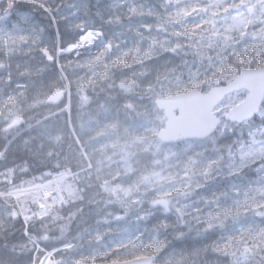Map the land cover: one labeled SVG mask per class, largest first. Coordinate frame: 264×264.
<instances>
[{"label":"snow or ice","instance_id":"6c2138e0","mask_svg":"<svg viewBox=\"0 0 264 264\" xmlns=\"http://www.w3.org/2000/svg\"><path fill=\"white\" fill-rule=\"evenodd\" d=\"M24 2L42 10L50 24L57 26L55 31L49 32L47 27L22 12L18 14L17 5ZM134 20L140 23L134 24ZM22 22L25 26H21ZM62 23L65 28H71L69 34L73 36L67 45L65 33L60 31ZM128 33H132L135 40L130 47H122L129 44L131 38H125ZM97 44L101 45L97 53L90 55L85 64L77 65L89 68L94 78L109 79L113 68H133L170 54L180 59L179 70L173 68L166 73L162 83L158 77L162 87L164 84L175 86L201 100L244 91L245 96L231 101L228 109L218 103L208 105L213 123L204 133L205 143L201 145L203 151L210 154L205 157L209 163L202 178L207 186L217 174L223 177L227 187L210 199L197 200V204L203 201V207L196 208L195 212L189 202L190 191L178 192L175 201L153 199L146 208L140 200L133 199L131 203L139 206L138 222L147 226L157 216L163 218V222L152 228L149 243L141 242L139 247H133L131 229L126 228L127 240L109 245L98 227L95 235L86 229L76 240L91 237L90 249L93 243L97 248L84 256L77 243H65L51 250L41 247V243L63 241V228L62 235L55 241L43 228L49 219L56 222L64 219L54 209L67 202L60 197L49 203L46 194L43 202L33 197L31 205L35 207L29 206L21 197L34 189L20 185L10 188L6 194L0 193V199L7 197L15 201L14 205L0 210V251L17 258L21 264L25 257L29 258V264H126L133 258V264L135 261L156 264V256L168 246L161 232L170 230L167 218L174 214V240L184 239V229L192 230L196 226L197 231L203 229L200 235L209 239L212 234L219 235L214 244L203 249L205 253H213L218 264H264V227L252 224L235 228V222L248 212L264 221V0H155V3L149 0H70L67 8L50 0H0V94L13 85L17 90H27V83L13 80V58L22 50L27 49L23 51L25 56H30L34 50L39 52L41 63L35 68L37 76L43 78L55 68V76L67 80L60 59L68 54L79 59L85 50L90 51ZM236 65H255V70L241 72ZM97 68L103 70L97 71ZM20 69L21 64L16 62L15 71L20 76L27 77L32 71L30 64L24 71ZM148 75L146 69L139 72L140 77ZM201 80L208 86V92L198 95L196 90L201 87ZM225 84L227 87H222ZM137 87L135 80L122 79L115 83V88L124 94L133 93ZM79 91L83 92L84 88ZM16 95L27 98L26 91H18ZM16 95L7 97L5 107L17 103ZM64 95L65 90L53 88L44 102L59 104ZM83 99L87 102L86 97ZM24 124L21 115L9 111L8 119L0 126L3 141L0 144V178H3L0 183L14 185L18 172L31 171L30 162L23 158L9 164L10 149L22 135L20 129ZM226 139L232 142L223 144ZM29 145V140L23 141L26 150ZM248 169L255 171L257 178L245 183L244 174ZM37 187L47 189L49 185ZM69 195L76 193L69 191ZM130 211L133 210L124 208V215L115 218L124 220ZM229 220L235 232L229 230ZM21 221L24 239L14 236L8 239L9 228ZM37 223L41 224L38 232L34 231ZM107 223H110L107 218L97 219V225ZM136 239L142 241L139 235Z\"/></svg>","mask_w":264,"mask_h":264},{"label":"rangeland","instance_id":"374dc122","mask_svg":"<svg viewBox=\"0 0 264 264\" xmlns=\"http://www.w3.org/2000/svg\"><path fill=\"white\" fill-rule=\"evenodd\" d=\"M50 2L62 4L65 8H67L70 0H50ZM149 2L155 3L152 0H149ZM17 9L18 14L22 12L24 15L29 16L30 18L34 19L36 23L47 27L49 32L52 31V28H54L55 31L57 26L52 24V28L49 27V19L39 8H36L32 4L24 2L19 3L17 5ZM13 19H15V17ZM125 23H127V21ZM138 23H140L139 20ZM21 26H25L23 22L21 23ZM67 36L70 38L73 37L70 34H65V38H68ZM125 38H128V34H126ZM48 39H51V37H48ZM116 42L118 43L119 41ZM124 46L125 45H122V47ZM100 47L101 45L99 44L98 46H95L93 50L97 51ZM23 51H27V49L22 50L20 54L16 55L13 58V80L15 81L17 79H22L21 82L27 83L28 88L27 90L20 89V91L28 92L30 90V86H33L32 81L34 75H36L35 68L41 63V57L38 51L34 50L30 56L23 55ZM87 53L88 51L85 50L83 56H81L84 57ZM66 57L69 56L67 55ZM170 60L171 63H169ZM16 62H19L21 64V72L24 71L29 64L31 65L32 71L30 72L29 76L22 77L20 76L19 72L15 71ZM179 64L180 59L178 57H171L170 54H166V56H163L158 60L146 62L145 65H136L130 70H127V72L125 71V73L111 72V76L109 79H100L101 81H105V83H102L103 85L100 84V86L108 89V95H110L109 101H101L92 98L86 93L85 86L87 85H80V87L84 88V91L82 92V94H80L81 96L79 97L80 108L81 111H83L81 115H85V111H87L89 114L88 117L86 118L85 116L83 120L85 124L89 125V123H99L101 120L100 118H97L96 114L105 113L106 111L101 110L107 109V107L109 106L117 108L116 110L118 112H113L112 114H118V117L116 118L118 119V121L113 123V125H111L110 127L107 128L109 123L105 124V126L104 124H90L92 125V137H100L104 139L106 134L105 128H107V133H109L108 139L111 140L109 144L110 147L107 150V152L109 153L108 156L113 154L121 160H123L125 157L127 158L123 160L125 166V174L123 175V179L119 181L118 185H116L115 189L113 190L114 197H109L107 202H104L99 206H97V204H94L93 202V208H90L87 211V215H85L80 222V224H82L83 231H85L86 229L89 230V228H93L94 225L97 224V219L104 218H107L110 221V223L108 224L113 223L115 226L120 227V230H115L116 228L114 227V230L111 232V234L116 233V235H119V233H121L126 228H131L132 222L137 221L136 210L139 207L138 205L132 204L131 201L133 199L140 200L141 204L146 208L148 204L153 199H155L153 197L155 196V194H160L159 192H161L160 195H164L165 193L163 192V190L160 191V189H163L164 187L169 185L164 183V173L168 176L170 175V173L176 174L179 180L175 184H179V186L182 185L181 191H184L185 187V191H190L192 193L191 197L189 198V202L192 203L193 208L197 204L196 201L200 200L201 197L210 199L214 195H219L220 193H222L227 187V184L224 181L223 177H218L217 174H214L208 182L207 186H204L202 173L208 167V164L205 165L206 161H204V158H202L205 152L203 151L201 145H203L205 141H201L200 143L197 141H186L182 144H172L163 147L157 143V132L159 129L165 126V121L167 120V117L163 111L157 108L155 104V99L156 97L158 98V96L162 97L171 93L184 91L183 89H177V87L175 86L170 87L167 84H164L163 87L161 86V83L164 81L166 73L171 72L173 68L178 69ZM236 66L239 68L240 71L244 69V67H240L238 65ZM142 69H146L150 73V75H148L147 77H140L139 72ZM158 77L161 83H158ZM122 79L128 81L135 80L138 84V87L131 94L121 93L119 89L115 88V83H119V81ZM65 82L67 83V85H69L68 78L67 80H65ZM200 83L201 87L199 89H202L203 91H208V86L204 84V81L201 80ZM17 92L18 90L15 89V87L13 86L12 88H7L2 94H0V123L4 124L5 120L8 119L9 111L17 113L24 117L25 113L21 112L23 104H25L24 108L27 109L26 111H29V109L33 108L38 109V107L42 103H45L44 101L46 99L41 98V96L39 95V90H36V88L35 97H37V100L35 103H32L31 100L30 103L21 102V99H23V97L17 99ZM155 93H159V95L154 97ZM9 95H16L17 103L5 107L6 99ZM244 96V91H241L239 94L234 93L228 96L220 104V107L228 109V105L231 101L241 99ZM84 97L87 98V102H85V99H83ZM229 97L231 98V100ZM71 102L72 101L67 102L65 107L62 109L64 111H69V108L71 107ZM127 105H131V107H127ZM62 109H59L57 112L47 116L46 118L62 112ZM93 115H95V117ZM43 120L44 119L32 123L30 125H22L20 131L28 130L33 125ZM87 132H90V129H87ZM76 142L83 150L80 142H78V140H76ZM112 142H114V144H112ZM231 142V139H226L222 141L223 144H230ZM181 162H184L186 167L181 165ZM87 164V172H85L87 175H91L92 168H90V163L88 159ZM194 165L198 166L194 167ZM114 171L116 172L117 176L120 174L119 168H114ZM45 173H49L50 175H44ZM60 173H63V171L55 172L51 169H46L43 171L31 169L28 174L18 172L15 178L14 185L0 183V186L5 185V188H1L0 190L8 192L10 188H15L20 185H23L24 188H28L30 186L32 188H35L39 183L46 182ZM86 174H77L78 176H70L66 178L63 182L61 181L62 183H59L67 203L61 207L55 208L54 212L62 216L60 214V211L64 207H68L71 203L74 202H80L84 199V197L87 196V194H90L88 192H91V190H85L86 194L84 192L83 185L85 184L87 179L90 178L89 176L87 177ZM256 178L257 176L251 180H255ZM247 180H249V178H245V183H247ZM29 182L32 183L29 184ZM69 191L75 192L76 195L70 196ZM110 194L111 193H109V195ZM33 197H38V193L32 191L27 195L22 196L21 199L27 200L29 206L35 207L31 205V200L33 199ZM160 198L162 197L160 196ZM176 198L177 194L174 198L173 196H170L167 199L175 201ZM2 200H5L8 204H15V201H12L7 197ZM202 204L203 201L201 200V203H199V205ZM124 208H130L133 211L129 212L128 217L126 219L117 220L115 218L116 216L124 215ZM109 213H111V215H109ZM47 222L53 221L49 219ZM250 223L252 222H249V224ZM139 224L142 225L141 222H139ZM229 224L233 225V222L229 220ZM236 225H240L243 228H246L248 226H244V223L242 224V221H240V219L235 222V226ZM202 231V228L197 231L196 226H194L192 230H186V232H184V239L182 240H190L195 243L205 242L214 244L215 241L219 239L218 234H212V238H214V240L212 238L209 239L207 236H202L200 235V232ZM127 234L128 233L124 232L123 235ZM150 235L151 233L146 234L144 237H142V241L137 240L135 236H133L132 241L134 243L132 244V246L139 247L141 242L147 245L150 239H152V236ZM103 237L105 238L106 236L103 234ZM162 238L167 239L169 248L167 246L163 251H160L159 253L161 254V256L165 257L172 256L173 253L176 252L175 243L181 240H174L173 236H162ZM89 239H91V237H86L80 243V248L83 252H87L86 250L93 251L96 250L94 248H97V245L93 243L90 249L88 244ZM121 240H127V238L111 237L109 243L110 245L112 244V242L119 244ZM192 261L193 263L202 262L203 264H218V262L214 258L207 259L203 257H193Z\"/></svg>","mask_w":264,"mask_h":264},{"label":"trees","instance_id":"16d2710c","mask_svg":"<svg viewBox=\"0 0 264 264\" xmlns=\"http://www.w3.org/2000/svg\"><path fill=\"white\" fill-rule=\"evenodd\" d=\"M155 2V0H152ZM124 13L122 15V18H124ZM126 22V21H125ZM134 24H138V20L133 21ZM49 27L52 28V24H50L49 21ZM61 32L65 33L66 35H69L71 33V28H65L63 27V23L60 26ZM51 30V29H50ZM54 31V28H52V31ZM68 37V36H67ZM129 44L125 45L124 47H130L131 44L134 42L135 37L132 33H128ZM127 38V39H128ZM73 39L68 37L65 38L64 35V41L67 44ZM68 40V41H67ZM65 44V45H66ZM96 53H87L84 57H80L79 59H75L73 57H62L61 65L64 66L63 72L68 78V83L71 86V95H72V108H71V120L72 125L74 127L75 133L80 140L82 146L84 147V151L88 155V157H91L92 160V174L87 175L84 172H79L80 174H86L87 177L90 178L87 179L84 186V192L86 194L85 190H91V192H88L90 194H87L86 197L80 202H74L71 203L68 207H64L60 214L62 217H64L61 221H53V222H45L46 227L43 228V231L47 232L50 235V239L52 241H55L57 237H60L62 235L61 228H63L65 231L63 233L64 239L63 241H60L58 243H49L47 245H44L41 243V247H47L49 250L53 247H61L65 243H77L81 245L80 243L82 241H77L76 237L77 235H82L84 231L82 230V224H80L81 220L85 215H87V211L90 208H93V202L96 203L97 206L100 204L107 202L109 197H114L113 190L115 189V186L118 185L119 181L123 179V175L125 174V166H124V159H127L126 157L121 160L118 159L117 156H114L113 154L108 156L109 153L107 152L108 148L110 147L111 140L108 139L109 133L107 128L113 125L118 119V114H112L113 112H118L116 107L109 106L107 109L101 110L106 111L105 113H98L96 114L97 118H100V122L98 123H89L85 124L83 122L85 116L88 117V112L85 111V115H81L83 111H81L80 104H79V97L81 96L82 92L79 91L81 88L80 85H87L86 87V93L87 95L91 96L92 98H95L97 100L106 101L110 99V95H108V89L103 88L100 86V84L105 83L104 80H100L99 77H93L90 74V70L87 67H77L78 64H85L87 60L89 59V56ZM75 61V63H74ZM240 67L248 68V67H255V65H238ZM258 66V65H257ZM131 68H113L111 72H119V73H125L127 70H130ZM102 68H97V71H102ZM56 69L53 68L45 77L40 78L39 76L34 75L32 84L33 86H30V90L26 92V99L23 97L21 99V102L30 103V100L32 103L36 102L35 97V88L36 90H39V95L41 98H47V95L51 92L53 88H66L67 83L65 80L58 79L55 76ZM22 80V79H21ZM20 80V81H21ZM24 80V79H23ZM28 80V79H27ZM54 80V81H53ZM38 83V84H37ZM53 83V84H52ZM52 84V85H51ZM92 85V86H90ZM103 85V84H102ZM14 86V85H13ZM12 88V87H11ZM20 91V89L18 90ZM85 94V93H83ZM114 94V93H113ZM159 95V93H155L154 97ZM21 96H18L17 99H19ZM66 103L61 104L60 106H54L50 105L48 103H42L38 109H29V111H26L27 109L24 108L25 104L22 105L21 112L25 113V124L24 125H30L32 123H35L37 121H40L42 119H45L47 116L57 112L59 109H62L65 106ZM20 105V104H17ZM110 111V112H109ZM112 114V115H111ZM95 117V115H93ZM107 128H105L106 134L105 138L102 139L100 137H92V125L90 124H108ZM0 126H3L2 123H0ZM87 129H90V132H87ZM59 137V140L56 138ZM29 140L30 145L29 148L26 150L23 147V141ZM76 137L73 134L69 122H68V114L66 111L60 112L58 114H55L51 117L46 118L45 120L38 122L37 124L33 125L30 129L25 130L22 132V135L17 139L16 143L13 144L12 148L10 149V155H9V164L15 163L18 159L23 158L24 160H27L30 162L31 169L43 171L46 169H51L55 172H60L63 170H68L70 172H77L82 169H84L88 164L87 160L84 156L83 151L81 150L79 144L76 142ZM113 141V140H112ZM93 142V143H92ZM3 141L0 140V144H2ZM114 144V142H112ZM210 155L209 153H204L203 160L206 161L205 165L209 163L207 157ZM108 156V157H107ZM199 162V161H196ZM194 162V163H196ZM181 165L185 166L184 162H181ZM198 165H194V167H197ZM186 167V166H185ZM256 166L253 165V168ZM114 168H119L120 174L117 176L116 172L114 171ZM167 172V171H166ZM245 178L253 179L257 176L256 172L248 169L245 172ZM164 183L169 184L168 186L164 187L163 192L164 195L155 194L153 196L155 199L160 198H168L170 196H173V198L176 196L178 192L181 191V186L179 184H175L179 178L174 173H170V175H165L164 173ZM1 188H5V185L0 186ZM185 191V187H184ZM109 193H111L109 195ZM13 204V203H11ZM8 204L5 200L0 199V210H3L5 207H7ZM14 205V204H13ZM202 205H195L193 208L194 212L196 208H202ZM207 211V210H206ZM163 218L157 216L155 219L152 220L150 224L145 226L144 222H141L142 225L139 224L138 221L132 222L131 229V236L139 235L140 237H144L146 234L151 233V230L153 227L158 226L162 221ZM240 221H242V224L244 223V226L246 225H258L259 227H264V221L260 220L258 217H255L251 212L245 213L244 215L240 216ZM238 219V220H239ZM251 220V221H249ZM167 222L170 225V230L167 233L161 232V236H173L175 234V227H176V218L173 214L172 216L167 218ZM249 222H252L249 224ZM108 224V223H107ZM241 225V224H240ZM240 225H236L235 228H243ZM99 228V231L101 234H104L106 237L104 238L105 243H109L111 237H122L127 238V235H123L125 230H123L119 235H116V233L111 234V232L114 230H120L119 226H115L113 223L111 224H101L97 225L95 224L93 228H89L90 231H93V235H95L94 230L96 228ZM232 225L229 224V230L231 232H235V229L232 228ZM41 229V224L37 223L35 225L34 231L38 232ZM22 230V221L17 224L14 228H9L7 235L8 239H12L14 236L18 240H23V236L21 233ZM188 231L189 229H184V232ZM151 236V235H150ZM90 238V237H88ZM214 240V238H212ZM143 240V239H142ZM209 244L213 243H195L190 240H181L175 243L176 252L173 253L172 256H161L159 258V262L163 264H203L202 262L193 263L192 259L193 257H203V258H214V254L211 252L205 253L203 249L208 248ZM169 248V246H168ZM96 249V248H94ZM81 250V248H80ZM87 252H83L81 250V254L84 256H87L90 254L91 250ZM167 252V250H166ZM0 262L2 264H21L20 261L17 260V258L9 256L7 253L0 251ZM22 264H29V258L25 257L22 261Z\"/></svg>","mask_w":264,"mask_h":264},{"label":"water","instance_id":"95a60500","mask_svg":"<svg viewBox=\"0 0 264 264\" xmlns=\"http://www.w3.org/2000/svg\"><path fill=\"white\" fill-rule=\"evenodd\" d=\"M249 69L255 70V68H248L246 70ZM222 87H227V85H222ZM196 91L198 95L205 94V92L200 89ZM66 93L67 90H65L64 98L59 104L65 100ZM226 96L227 95L219 97L218 95L215 98L201 100L197 97L186 95L185 92H183L168 97L158 98L156 100L157 105L160 109L165 110L168 117L166 126L159 132L160 139L168 143L181 142L189 138L203 139L204 133L210 130L213 123L212 112L208 106L209 103L219 104ZM257 102H259V99ZM133 261L134 259L129 260L126 264H133ZM116 264H119V262H116ZM135 264H139V262L135 261Z\"/></svg>","mask_w":264,"mask_h":264},{"label":"built area","instance_id":"2783aa9c","mask_svg":"<svg viewBox=\"0 0 264 264\" xmlns=\"http://www.w3.org/2000/svg\"><path fill=\"white\" fill-rule=\"evenodd\" d=\"M53 189L47 194L49 196L48 202L50 203L52 200H59L61 197L59 189L55 188V186H52ZM43 202V199H42Z\"/></svg>","mask_w":264,"mask_h":264},{"label":"bare ground","instance_id":"6f19581e","mask_svg":"<svg viewBox=\"0 0 264 264\" xmlns=\"http://www.w3.org/2000/svg\"><path fill=\"white\" fill-rule=\"evenodd\" d=\"M71 40V39H70ZM68 41V40H67ZM66 44V43H65ZM54 81V80H53ZM53 84V83H52ZM51 84V85H52ZM93 143V142H92ZM83 172V171H82ZM87 172V171H86ZM85 172V173H86ZM78 174H80V173H78ZM78 176V175H77ZM63 179H64V175H62V174H58V175H56L54 178H53V180L50 182V183H60L61 181H63ZM51 185V184H50ZM33 189H35V190H42V189H44V188H42V187H35V188H33ZM93 210V209H92Z\"/></svg>","mask_w":264,"mask_h":264},{"label":"flooded vegetation","instance_id":"af4514ba","mask_svg":"<svg viewBox=\"0 0 264 264\" xmlns=\"http://www.w3.org/2000/svg\"><path fill=\"white\" fill-rule=\"evenodd\" d=\"M34 63H35V61H34Z\"/></svg>","mask_w":264,"mask_h":264}]
</instances>
